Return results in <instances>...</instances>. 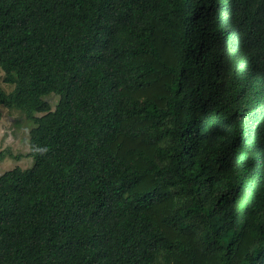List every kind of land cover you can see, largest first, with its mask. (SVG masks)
Returning a JSON list of instances; mask_svg holds the SVG:
<instances>
[{
    "label": "trees",
    "instance_id": "16d2710c",
    "mask_svg": "<svg viewBox=\"0 0 264 264\" xmlns=\"http://www.w3.org/2000/svg\"><path fill=\"white\" fill-rule=\"evenodd\" d=\"M1 74L0 264H264V0H0Z\"/></svg>",
    "mask_w": 264,
    "mask_h": 264
},
{
    "label": "rangeland",
    "instance_id": "374dc122",
    "mask_svg": "<svg viewBox=\"0 0 264 264\" xmlns=\"http://www.w3.org/2000/svg\"><path fill=\"white\" fill-rule=\"evenodd\" d=\"M0 84L6 90H10V87L3 82V74L0 75ZM47 99L54 109L59 97L52 95ZM35 127L33 122L26 121L18 111L0 107V154L6 155V158L0 161V176L18 166L26 169L33 165V160L28 156L30 153L28 139L31 130ZM17 156L21 158H14Z\"/></svg>",
    "mask_w": 264,
    "mask_h": 264
}]
</instances>
